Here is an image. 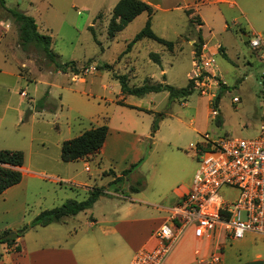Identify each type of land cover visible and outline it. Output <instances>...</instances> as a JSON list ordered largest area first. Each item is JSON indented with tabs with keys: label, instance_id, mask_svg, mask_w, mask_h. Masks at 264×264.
Returning a JSON list of instances; mask_svg holds the SVG:
<instances>
[{
	"label": "rangeland",
	"instance_id": "obj_1",
	"mask_svg": "<svg viewBox=\"0 0 264 264\" xmlns=\"http://www.w3.org/2000/svg\"><path fill=\"white\" fill-rule=\"evenodd\" d=\"M6 1L15 9L34 14L40 31L51 37V48L59 60H74L79 68L78 74L73 77L71 72L54 70L33 44L22 48L17 25L0 4V17L9 21L11 43L19 44L22 57L28 60L19 71L24 79L15 88L18 91L24 89L28 96L27 103L23 105L27 111V117L25 115L23 119L27 118L28 122L21 127L19 140L6 143L23 149L28 173L44 172L43 175L48 177L77 174L87 180L93 178L89 175H93L98 167L97 162H91L90 172L85 171L82 162L70 165L69 172H65L62 167L65 163L60 159V149L56 144L58 139L62 142L72 138L85 129L97 126L103 118L110 119L113 125L130 121L141 133L138 142L133 141L131 136L122 137L114 152V163H103L101 167L107 172L100 179L97 178L96 183L106 191H119L123 195L143 191L156 196L169 193L177 185H186L185 178L193 174L197 167L193 147L196 142L204 140V133L242 138L258 136L261 111L257 86L264 70V0L199 2V15L206 21L202 38L212 47L219 46V52L214 56V71L225 82L218 86L220 97L216 110L222 119L219 126L211 112L214 108L213 97L201 95L194 82L191 94L184 99H171L167 91L124 95L128 101L143 98L145 106L149 96H152V112L132 110L129 106L123 107L114 102L120 96L117 75L125 74L130 87L140 86L149 78L155 83L164 82L181 88L192 78L198 32L193 30L186 34L187 28L195 27V24L189 23L184 9L175 7L178 3L181 5L182 0H151L160 6L153 8L151 28L156 35L172 41L171 46L142 38L129 50L127 43L144 26L147 14L141 13L114 37H109L106 27L117 0H95L87 7L77 4L76 8H70L64 0H55V7L47 5L48 10L45 9L46 3L38 0ZM191 20L196 22L197 16ZM256 35L260 37L261 44L252 48L248 40ZM189 39H194L192 44L188 42ZM152 52L161 57L160 63L150 56ZM90 63L96 69L85 73V67ZM31 96L38 98L34 101L30 99ZM234 96L238 97V102H232ZM42 97L46 109L41 110L37 100ZM32 105L33 110L30 109ZM156 112L162 113L163 117L159 120L158 129L152 133L151 124ZM31 113L34 114L30 118ZM112 170L116 174L125 172L123 178L115 181ZM90 181L93 183V179ZM185 188L182 187L184 192L188 187ZM28 193L30 203L36 204L29 207L26 219L31 217L28 214L31 210L59 206L69 198L83 200L89 194L81 187L46 179L29 187ZM219 195L223 199L233 200L238 190L223 188ZM113 200L118 203L123 201L119 198ZM101 210V205L94 207L97 214ZM91 212V209H86L77 218L84 222L85 214L90 215ZM63 220L60 224L53 222V228H59L64 233L63 230L79 232L84 227L82 222L77 223L71 217L64 224ZM37 228L31 234H39L42 229ZM213 235L206 233L199 239L196 244L197 258H208L217 252L212 247ZM222 242L224 245L219 251L222 260L219 264L222 261L225 264H241L255 259L264 261L262 235L246 232L242 238Z\"/></svg>",
	"mask_w": 264,
	"mask_h": 264
},
{
	"label": "crops",
	"instance_id": "obj_2",
	"mask_svg": "<svg viewBox=\"0 0 264 264\" xmlns=\"http://www.w3.org/2000/svg\"><path fill=\"white\" fill-rule=\"evenodd\" d=\"M38 1L45 2V9L47 10L48 7H55V0ZM93 1L95 0H64L70 8H76L77 4L87 7ZM143 1L149 3L153 8L160 7L158 3H153L151 0ZM199 2L200 0H182L181 5L178 3L175 6L184 9L185 13L186 10H190L191 12L190 14H186L189 23L195 24V27L189 26L186 34L192 33L193 30L197 32L200 30L201 35H203L202 29L206 26V21L199 15V6L201 5ZM2 6L5 8H15L10 6L6 0H3ZM29 15L34 17V14ZM195 15L199 21L194 22L191 20V17ZM35 22L37 23L36 19ZM37 27L40 31L38 24ZM11 40L12 32L9 29V21L7 18L0 17V149L14 150L19 147H13L6 143L19 140L21 137L19 131L24 123L28 122L27 118L24 117L23 119V116L26 115L27 117V111L24 110L23 105L27 103L28 96L24 89L15 90L21 80L24 79L19 73L20 68L25 67L28 60L26 57H22L19 44H13ZM193 41L194 39L188 40L190 44ZM95 69L94 65L90 63L88 67H85V73ZM163 71L161 70V72ZM73 77H76V74H73ZM82 79L80 78V80ZM119 93L120 96L114 102L117 103L118 100H121L129 106H133L129 107V109H145L152 112V108L150 107L153 104L152 96H149V101H147V105L145 106L142 101L143 98H140L139 101H128L127 96H124L127 94H122L121 90ZM37 98L31 96L30 99L35 101ZM121 106L124 107L125 105ZM31 107L30 109L33 110V105ZM42 109L46 108L43 106ZM33 114H30V118ZM102 124L107 125L108 132L100 151L75 161L63 162L65 164L62 166L65 172L68 173L71 169L70 165L82 162V167H84L85 171L90 172L91 162H97L98 167L93 171V175H89L93 178L87 180L78 177L77 174L48 177L43 175L44 172L42 174L36 172L28 173L27 170L29 169L25 154L23 165L19 168L22 173L21 180L0 193V235H2L5 231H8V233L16 232L23 224L29 223L39 212L47 209L46 207H39L38 210H31L28 213L31 214V217L26 219L29 207L36 204L34 201V203H30L28 200L29 187L45 179L47 181H60L75 187H81L86 189L88 193L93 187H99L102 189L103 194L96 199L91 208H88L92 212L90 215L85 214L84 222L77 218L78 214L82 211L76 215L66 217L62 222L64 224L66 219L71 217L77 223L82 222L81 225H84L83 229L79 232L77 230H63L64 233H62L59 228H53L52 223L46 226L30 227L21 235L14 237L13 241L8 243L0 242V264H130L136 250L139 248H152L156 245L157 240L153 237V232L166 220L170 206L176 203L184 194L182 187L187 188L189 186L193 174L190 173L185 178L184 182L186 185H177L169 193L158 194L156 196L154 194L150 196L143 191L129 196L123 195L119 191L104 190L103 186H99L96 183L97 178L100 179L101 175L107 172L101 166H103V163H114V152L117 150L122 137L131 136L133 141L138 142L141 133L136 130L135 124L130 121L119 122L118 125H113L110 119L103 118L98 125ZM61 143L60 139H58L56 143L58 150L61 147ZM190 149L192 148L190 147ZM193 152L195 154V146L193 147ZM113 172L115 178L122 175L120 173L116 174L115 171ZM92 179L93 183L90 181ZM115 198L123 199V201L118 203L113 200ZM97 205H101L102 208L98 214L94 212V207ZM57 224H60V222ZM37 227H41L42 229L39 231V234H31L33 229L38 230ZM188 231L190 230H186L183 234L181 240L173 248L164 264H199L200 259H202L197 258L198 249L196 248V244L199 243V239L195 237L192 229L190 232ZM213 238L214 243L212 247L214 249L217 246L224 245V242L220 243L224 241L221 231L216 232ZM221 264H225L224 261Z\"/></svg>",
	"mask_w": 264,
	"mask_h": 264
},
{
	"label": "built area",
	"instance_id": "obj_3",
	"mask_svg": "<svg viewBox=\"0 0 264 264\" xmlns=\"http://www.w3.org/2000/svg\"><path fill=\"white\" fill-rule=\"evenodd\" d=\"M248 42L257 48L261 39L256 35ZM218 48L202 43L200 52L194 56L191 78L201 95L213 99L218 86L225 83L214 71ZM257 87L261 111L258 136L242 138L204 133V140L195 146L197 167L188 189L170 206L166 220L153 232L156 245L136 250L130 264H164L190 228L198 239L218 231L224 240L242 238L246 232L264 236V70ZM238 101V97H232V102ZM211 112L217 114L216 109ZM223 188H235L238 195L233 200L223 199L219 195ZM220 250L221 246H217V252L200 259L199 264H219Z\"/></svg>",
	"mask_w": 264,
	"mask_h": 264
},
{
	"label": "trees",
	"instance_id": "obj_4",
	"mask_svg": "<svg viewBox=\"0 0 264 264\" xmlns=\"http://www.w3.org/2000/svg\"><path fill=\"white\" fill-rule=\"evenodd\" d=\"M0 4L3 5V0H0ZM4 9H6V11L11 15L17 25L18 38L22 48L33 44L43 53L48 65H52L54 70L62 73L71 72L73 74H78L79 68L74 60L65 62L59 60L58 55L51 48V37L38 30L37 23L35 22L33 16L15 8L4 7ZM153 11V7L143 0H118L112 9V14L106 27L107 35L109 37H114L117 32L124 29V27L138 14L146 12L147 19L145 24L127 43V50H129L136 41L142 38H150L165 46H171L172 41L166 40L153 32L151 28ZM186 13L190 14L191 12L190 10H186ZM195 21H199V19L197 18ZM203 42L204 41L199 30L197 34V41L195 42L197 43L194 51L195 55L200 52ZM150 56L153 57L155 62L160 63V57L157 53L152 52ZM106 67H110V65H106ZM117 78L119 80L122 94L143 95L148 92L166 90L171 99H184L186 96L191 94V88L194 85L192 79H189L188 83L181 88H176L163 82L155 83L146 79L142 85L130 87L127 84V76L125 74L117 75ZM219 97L220 89L212 100V105L214 106L213 109L218 108ZM43 101V97L38 100L41 107L44 106ZM117 103L129 106L121 100H118ZM145 111L149 112L148 110ZM162 117V113H155V118L151 124L152 133L158 129L159 120ZM214 121L218 126L222 124V119L218 112L214 116ZM107 132V125L102 124L92 126L72 138L63 140L60 147V159L63 162H70L98 153L103 146ZM23 162L24 153L22 150L0 149V193L21 180L22 173L19 168L23 165ZM124 173H122L119 177H116L115 181L122 179ZM101 194H103L101 188L93 187L89 191L88 196L83 200L67 199L59 206L45 209L39 212L29 223L24 224L21 228L16 230V233L17 235H21L30 227L46 226L53 222H60L68 216L76 215L78 212L90 208ZM7 233L8 231H5L2 235H0V242L8 243L15 239L4 237Z\"/></svg>",
	"mask_w": 264,
	"mask_h": 264
},
{
	"label": "water",
	"instance_id": "obj_5",
	"mask_svg": "<svg viewBox=\"0 0 264 264\" xmlns=\"http://www.w3.org/2000/svg\"><path fill=\"white\" fill-rule=\"evenodd\" d=\"M246 38H247V36H245V39ZM16 236H17L16 232H9L4 237L14 238ZM241 264H264V261L261 260V259H255V260H250V261H247V262H244V263H241Z\"/></svg>",
	"mask_w": 264,
	"mask_h": 264
}]
</instances>
